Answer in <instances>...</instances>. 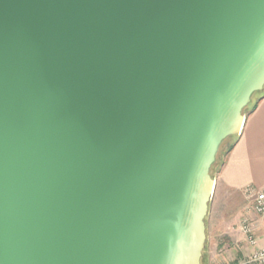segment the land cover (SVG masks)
I'll return each instance as SVG.
<instances>
[{"label":"water","instance_id":"95a60500","mask_svg":"<svg viewBox=\"0 0 264 264\" xmlns=\"http://www.w3.org/2000/svg\"><path fill=\"white\" fill-rule=\"evenodd\" d=\"M263 91L264 0H0V264H202Z\"/></svg>","mask_w":264,"mask_h":264},{"label":"crops","instance_id":"0c3cea01","mask_svg":"<svg viewBox=\"0 0 264 264\" xmlns=\"http://www.w3.org/2000/svg\"><path fill=\"white\" fill-rule=\"evenodd\" d=\"M234 139L215 177L213 200L215 219L218 218L208 249L210 264L221 254L226 253L230 261H235L255 249L240 229L242 219L247 216L254 221L259 246L264 247V214L259 215L251 209V200L246 194L249 187L264 188V94L255 109L247 114L241 133ZM218 263L216 260L215 264Z\"/></svg>","mask_w":264,"mask_h":264},{"label":"built area","instance_id":"2783aa9c","mask_svg":"<svg viewBox=\"0 0 264 264\" xmlns=\"http://www.w3.org/2000/svg\"><path fill=\"white\" fill-rule=\"evenodd\" d=\"M246 194L251 200V209L257 214H264V188L256 189L249 187ZM241 232L245 235L248 244L255 249L246 256L235 261H222L218 264H264V247L259 246V238L255 232L254 221L244 217L240 223Z\"/></svg>","mask_w":264,"mask_h":264},{"label":"rangeland","instance_id":"374dc122","mask_svg":"<svg viewBox=\"0 0 264 264\" xmlns=\"http://www.w3.org/2000/svg\"><path fill=\"white\" fill-rule=\"evenodd\" d=\"M263 94H264V91L263 92H258L256 95H254V98H253V101H252V104H254L255 103V101H257L258 100V98L260 97V96H263ZM249 108H247L246 110H245V114L247 115L249 112V110H248ZM234 138H232L231 140H230V142L233 140ZM229 141H228V143H230ZM228 143H226L225 144V146L222 148V149H220L221 151L219 152V154H218V162L215 164V166H214V168H212V176H213V178L215 179V177H216V175H217V173H218V170H219V168H220V162L221 161H223V158H224V154H225V151H226V149H227V147L229 146L228 145ZM214 195V194H213ZM215 205H214V200H213V197H212V200H211V202H210V208H209V212H208V215H207V218H206V224H207V246H206V248L204 249V257L202 258V264H210L209 263V252H208V249L210 248L209 246L211 245V241H212V239H213V237H214V235H215V230H214V228H215V224H216V219L218 218V217H216V219H215V216L217 215V214H215ZM234 218V216L232 217V218H230V221L232 220ZM223 238V240H225V237L223 236L222 237ZM223 252H224V250H223ZM215 262H216V260L217 261H219V262H222V261H230V258L229 257H227L226 256V253H225V255L224 254H221V257H219V256H217V257H215ZM215 262L213 263V264H215Z\"/></svg>","mask_w":264,"mask_h":264},{"label":"trees","instance_id":"16d2710c","mask_svg":"<svg viewBox=\"0 0 264 264\" xmlns=\"http://www.w3.org/2000/svg\"><path fill=\"white\" fill-rule=\"evenodd\" d=\"M261 97V96H260ZM260 97L258 98V100L260 99ZM258 100L257 101H255V103L254 104H252V103H250V105L248 106V112L250 113L251 111H253L254 109H255V107L257 106V102H258ZM232 138H235V136H231V137H229V138H227L226 140H225V142L223 143V145L221 146V149L225 146V144L226 143H228V141L230 142V140L232 139ZM234 143H235V139H233L230 143H228V147H227V149H226V151H225V154H227L230 150H231V148L233 147V145H234ZM221 151V150H220ZM224 154V155H225ZM219 157V156H218ZM218 158H217V162H218ZM216 162V163H217ZM215 163V164H216ZM222 163H223V161H221L220 162V166L222 165ZM215 164H214V166H215ZM214 166H213V168H214ZM204 257V256H203Z\"/></svg>","mask_w":264,"mask_h":264}]
</instances>
